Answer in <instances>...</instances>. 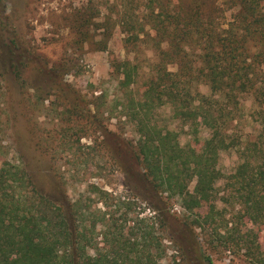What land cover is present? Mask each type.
Instances as JSON below:
<instances>
[{"label":"rangeland","instance_id":"obj_1","mask_svg":"<svg viewBox=\"0 0 264 264\" xmlns=\"http://www.w3.org/2000/svg\"><path fill=\"white\" fill-rule=\"evenodd\" d=\"M80 5L91 7L96 25L85 42L73 28V9ZM159 9L149 0H0V159L24 170L34 188L60 208L71 230L83 228L90 256L109 249L108 233L140 250L143 232L149 231L152 258L154 238L164 248L163 253L156 249L159 264H206L203 256L210 264H245L242 248L229 251L218 242L231 227L238 232L246 226L233 193L222 188L223 179L213 188L211 221L191 225L178 203L154 193L143 178L134 157L135 123L116 105L124 102L118 62L131 65L133 96L152 73L157 37L151 10ZM229 15L226 11V20ZM21 47L31 60L14 66ZM198 91L207 94L205 86ZM169 114L163 106L150 118L160 129L174 131L180 145L191 141L187 127ZM258 124L255 106L244 96L230 133L252 140ZM195 137L202 140L207 131L199 127ZM237 162L230 148L218 154L216 168L228 175ZM205 210H199L201 215ZM156 219L165 224L155 233ZM255 233L264 254V231L258 227Z\"/></svg>","mask_w":264,"mask_h":264},{"label":"trees","instance_id":"obj_2","mask_svg":"<svg viewBox=\"0 0 264 264\" xmlns=\"http://www.w3.org/2000/svg\"><path fill=\"white\" fill-rule=\"evenodd\" d=\"M162 1L149 0L160 8L156 13L151 10L156 59L151 75L138 85L134 96L131 65L128 61L115 65L124 95V102L116 101V105L135 123V160L152 191L178 203L197 227L211 221L213 188L223 179L222 188L233 193L232 202L240 206L246 226L238 232L231 227L218 242L229 251L242 248L245 264H264L253 234L258 227L264 231V0H223L220 4L165 0L167 11ZM73 11L78 39L88 41L96 26L89 16L92 9L80 5ZM101 44L104 49L105 41ZM20 50L25 61L19 54L21 60L14 66L31 60L28 49ZM201 85L207 94L199 93ZM244 96L251 98L259 118L252 140L230 133ZM163 106L168 107L172 121L187 127L191 141L180 145L174 131L160 129L151 121L152 111ZM199 127L207 131L202 140L195 137ZM230 148L238 162L231 173L223 175L216 168L218 154ZM202 207H206L203 215ZM164 224V219H156L153 232ZM149 234L143 232L142 249L137 250L136 243L108 233L104 238L109 236L105 241L109 249L88 255L90 239L83 228L77 225L71 230L60 208L34 188L25 171L0 159V264H159L156 249L163 253L164 248L154 238L153 259ZM202 260L210 264L208 257Z\"/></svg>","mask_w":264,"mask_h":264},{"label":"built area","instance_id":"obj_3","mask_svg":"<svg viewBox=\"0 0 264 264\" xmlns=\"http://www.w3.org/2000/svg\"><path fill=\"white\" fill-rule=\"evenodd\" d=\"M52 1H56V0H52Z\"/></svg>","mask_w":264,"mask_h":264}]
</instances>
